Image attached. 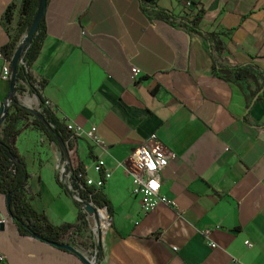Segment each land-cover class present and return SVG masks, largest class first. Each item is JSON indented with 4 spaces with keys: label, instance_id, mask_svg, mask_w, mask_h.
Listing matches in <instances>:
<instances>
[{
    "label": "crops",
    "instance_id": "crops-1",
    "mask_svg": "<svg viewBox=\"0 0 264 264\" xmlns=\"http://www.w3.org/2000/svg\"><path fill=\"white\" fill-rule=\"evenodd\" d=\"M183 1L47 0L46 36L32 76L45 82L40 95L61 124L83 132L96 127L105 143L100 150L84 134L71 140L87 180L101 178L96 161L109 174L98 190L110 204L111 226L94 241L92 255L74 244L89 261L96 248L94 264H264V0H196L197 26L211 42L179 26L189 19ZM20 3L0 0L1 48L16 32ZM11 4L12 20L4 24ZM215 62L251 65L261 75L226 82L214 75ZM132 68L139 71L134 82ZM9 89L0 79V108ZM23 98L20 104L38 108L35 95ZM153 134L172 155L159 195L176 208L159 203L143 215L127 171L130 154ZM16 145L33 211L82 236L59 143L29 127ZM0 254L6 264H84L76 254L21 236L3 194Z\"/></svg>",
    "mask_w": 264,
    "mask_h": 264
},
{
    "label": "trees",
    "instance_id": "trees-1",
    "mask_svg": "<svg viewBox=\"0 0 264 264\" xmlns=\"http://www.w3.org/2000/svg\"><path fill=\"white\" fill-rule=\"evenodd\" d=\"M141 6L144 4H153L155 0H139ZM191 6L184 8L187 11L189 19H179V26L196 34L203 35L209 42L212 41V35L204 34L197 26V21L202 15V9L199 1L189 0ZM40 0H21L19 7V21L16 32L11 36L9 44L1 48V52L6 60L12 61L17 44L20 42L32 25ZM14 6L7 7L2 21L8 24L12 20ZM165 18L170 15L167 12H160ZM46 36L45 24L43 19L34 32L31 41L25 46L20 62L15 68V83L21 82L19 86L21 92L26 91L35 95L38 99V108L29 109L15 100L7 110L2 127L0 129V194L8 198V214L11 217L18 233L21 236H31L41 242L50 244L54 247L63 244L66 237L70 238L72 226L62 225L59 227L50 224L43 214H37L31 208L28 195L29 191V173L27 171L24 159L21 157L16 141L18 136L27 128L42 132L46 137L56 143L64 142L68 146L69 160L67 164L70 172L71 187L78 191L79 198L88 202L89 199L98 207H106L110 216V204L100 190H95L86 185L84 166L72 154L71 140L74 136L61 124L53 115L51 110L45 106L44 100L40 95V90L45 82H37L31 73V68L37 59L41 46ZM215 49L222 50L219 42H214ZM214 75L223 81L231 82L247 78L251 73L259 75L258 69L251 65L222 67L213 65ZM261 75V74H260ZM17 102V103H16ZM249 109V108H248ZM75 139V138H74ZM78 220L83 221L84 215L81 213V206L77 203ZM80 226V224H79ZM77 230V229H76Z\"/></svg>",
    "mask_w": 264,
    "mask_h": 264
},
{
    "label": "built area",
    "instance_id": "built-area-1",
    "mask_svg": "<svg viewBox=\"0 0 264 264\" xmlns=\"http://www.w3.org/2000/svg\"><path fill=\"white\" fill-rule=\"evenodd\" d=\"M190 6L191 3L189 0L183 1V8H188ZM0 61L2 62L1 70H0V79L3 81L10 82L12 78L11 61L6 60L4 58L1 52V47H0ZM138 75H139V71L136 68H132L130 73L131 81L134 82L137 79ZM16 85H18L19 88V86L22 85V83L21 82L15 83V89H16ZM26 92H29L27 87H26V91L23 92L20 91L21 95H24ZM16 97L19 98V94L16 93L15 90L14 93L8 95L7 99L3 104L6 106L7 110L11 105L12 99L19 100ZM44 104L46 107H48L51 110V104L48 101L44 100ZM66 129L74 137H78L84 134L86 138L90 140V142L96 148L100 150L105 149V143L97 134L96 127H91L88 132H83V130L80 127H77L75 126L74 123L70 122L66 125ZM170 157H172V155L167 152L165 147L158 141L157 136L154 134L151 135L139 147H137L129 156L130 170L127 171V173L131 180L133 195L140 197V211L143 215H146L149 212L153 211L159 203H163L171 208H176L173 202L166 201L164 198L160 197L159 195L161 189L160 176L162 171L166 169V167L168 166ZM93 170L97 174H101V178L98 180L96 184L92 183L90 180H87L85 175L82 177L85 179L87 186L92 187L95 190H98L103 186L105 180L109 177V174L107 173L106 170H104L102 163L99 161L94 162ZM68 179L70 183L69 185L70 193L72 194L75 201L81 206V213L84 215L85 225H82L83 221L79 222L81 230L83 232L87 230L88 232H90V234L93 237L100 235V240H101L104 233L111 226V219L107 211V208L96 206L93 202L90 201V199L88 202L81 200L79 198L78 191L73 190L71 187L70 172H68ZM85 205H89L92 209L95 210L97 223H95L93 218L85 212L84 210ZM209 233H210L209 230H205L202 233L203 237L206 240L208 239ZM78 237L79 235L76 232H73L71 237L69 238L70 241L69 245L75 248L74 244L76 243ZM208 244L212 249L217 247L212 242H209ZM245 245L249 248L251 247V244L249 242H245ZM96 254H97V249L95 248V254H93L92 259L95 258L94 255ZM232 262L234 264L238 263L236 260H232ZM0 263L6 264V258L2 254H0Z\"/></svg>",
    "mask_w": 264,
    "mask_h": 264
},
{
    "label": "water",
    "instance_id": "water-1",
    "mask_svg": "<svg viewBox=\"0 0 264 264\" xmlns=\"http://www.w3.org/2000/svg\"><path fill=\"white\" fill-rule=\"evenodd\" d=\"M46 5H47V0H40L39 8H38L36 17H35L32 25L30 26L28 32L24 35L22 41L18 44V46L15 49V52H14V55H13V58L11 61L12 78L10 81L9 95L14 93V90H15V68H16V65L21 60L22 53H23L25 46L31 41V38H32L34 32L36 31V29L38 28L40 21L44 18L45 11H46ZM15 100L18 103H20L19 100H17V99H12L11 103H15ZM6 112H7L6 106L3 105L0 108V125L4 121V117H5ZM59 147L61 150V154L68 161L69 160V154H68L67 144L64 142H60ZM67 190H68V188L66 187V191ZM8 202H9V200H8V198H6L7 205H8ZM84 210L88 215H90L93 218L94 222L97 223V217H96L95 210L92 209L89 205H85ZM57 248H59L61 250L69 251L73 254H76L84 264H94L95 263V258L93 260H90L91 261L90 262L89 260L85 259L82 255H80L79 252L73 246H70L69 244L63 243V244H60L59 246H57Z\"/></svg>",
    "mask_w": 264,
    "mask_h": 264
},
{
    "label": "rangeland",
    "instance_id": "rangeland-1",
    "mask_svg": "<svg viewBox=\"0 0 264 264\" xmlns=\"http://www.w3.org/2000/svg\"><path fill=\"white\" fill-rule=\"evenodd\" d=\"M16 93L19 94V98H18L21 102H24V98L23 95H21L20 93V89H18V85H16V89H15ZM2 127V124L0 125V129ZM72 154L74 155V150L72 149ZM100 240V235H97L96 237H93L90 232H88L87 230L85 232H83L82 236H79L78 239L76 240V245L78 246V248L87 251L88 249L91 250L90 255H92V250H93V243L94 241H99Z\"/></svg>",
    "mask_w": 264,
    "mask_h": 264
}]
</instances>
